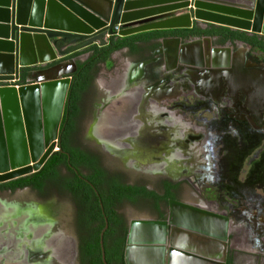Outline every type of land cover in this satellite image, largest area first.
Segmentation results:
<instances>
[{
	"label": "flooded vegetation",
	"instance_id": "obj_1",
	"mask_svg": "<svg viewBox=\"0 0 264 264\" xmlns=\"http://www.w3.org/2000/svg\"><path fill=\"white\" fill-rule=\"evenodd\" d=\"M112 38L117 41L126 37H109L105 45L95 44L98 50H87L88 47L65 59L73 61L75 68L69 75L71 84L59 128L57 146L60 149L52 155L61 153L62 161L55 168L60 176L59 184L46 178L43 192H39L34 186L14 188L8 184L14 180L0 183V198L32 190L42 198L51 199L22 212L20 222L21 213L3 207L10 212L7 217L13 225L7 226L0 220V264L15 262L16 259L23 264H85L83 242H90L92 230L101 229L102 224L101 233L108 224L103 238L106 263L120 264L116 251L124 242L126 264L131 229L139 223L149 222L160 224L156 231L164 241L167 264H171L173 251L212 264H264V253L244 251L245 244L247 247L255 244L253 241L247 243L241 237L243 227L234 228L239 225L232 218L228 219L229 213L221 210V206L206 195H211L209 192L213 187L210 185L203 192L198 185V180L203 181L200 183L226 182L233 185L232 192L237 196L247 199L264 197V192H258L260 188L264 189V148H260V137L264 134L259 132H264V100L255 94V83L242 88L221 76L217 77L221 75V69L208 72L202 68L175 65L169 55L167 61L165 39L181 38L186 43L204 37L138 38L114 51L104 62H99L102 55L98 51L109 45ZM210 38L213 47H237L236 50L231 49L236 57L244 49L246 69L264 71V51L241 40L222 43L221 37ZM116 53L123 56L126 64L122 72H115L105 82L100 79L101 67ZM145 62L149 63L142 68ZM50 67L43 68L42 76L58 73V67L49 71ZM129 67L131 80L115 91L111 78L120 77L122 80ZM233 69L229 73L235 78L241 69ZM179 73L183 74L182 79ZM244 78L240 82L248 83ZM77 83L79 87L75 89ZM141 90L155 91L162 100L154 102L147 98L137 104ZM182 99L187 102L193 100V108L197 104L209 105L208 110L205 108L207 114L215 105L216 119L207 118L205 121L210 124L209 130L194 126L180 115ZM149 103L158 105L162 111L150 114ZM121 104L125 107L122 112L118 109ZM122 123L129 128L124 129ZM83 127L84 140L78 142L76 137ZM66 136L69 140L66 146L76 152L77 162L72 160V153L63 149ZM199 146L200 157L197 154ZM208 146L212 159L205 160L203 155ZM215 152L216 156L213 155ZM82 156L91 158L92 164L82 161ZM45 165L32 174L43 171ZM203 165L209 168L210 175H195L204 172L201 170ZM245 168L247 170L244 171ZM71 184L79 189L78 196L70 191ZM181 206L198 210L204 214V219H214V228L210 229L202 222L191 223L192 228L171 224V221H185V218L174 217ZM193 219V215L189 217V221ZM223 219H227L228 232L226 237H219L224 231ZM41 225L50 226L55 232L60 226L59 233L66 241L65 251L60 257H43L42 248L36 245L30 231L31 227ZM194 227L204 232H198ZM251 229L255 242L261 235L258 222L256 228L252 224ZM237 234L239 237L235 238ZM11 235L16 239V246L24 248L15 251L18 257L12 255V248H3L15 246L12 240H7ZM107 255L111 263L107 261Z\"/></svg>",
	"mask_w": 264,
	"mask_h": 264
},
{
	"label": "water",
	"instance_id": "obj_2",
	"mask_svg": "<svg viewBox=\"0 0 264 264\" xmlns=\"http://www.w3.org/2000/svg\"><path fill=\"white\" fill-rule=\"evenodd\" d=\"M190 1L0 0V82L20 83L0 86V183L39 172L60 149L57 146L59 128L71 84L69 75L75 64L70 65L72 70L59 73L57 77L42 76L43 70L38 68L50 67L92 45H105L106 37L192 28L194 22L195 25L198 22L215 23L250 36L264 37V0H225L226 7L207 5V0H194V9L179 15L188 9ZM169 2L179 4L146 9ZM164 48L167 61L169 55L175 65L202 68L208 72L221 69L219 72L226 74L232 67L231 48L213 47L210 37L186 43L181 38L165 39ZM221 56L225 57L223 63L218 60ZM148 63L142 64V68ZM27 80L30 82L25 83ZM181 207L203 219L204 214L198 210ZM197 220L196 217L191 222L197 224ZM223 222L227 225V219ZM149 224L155 225L156 230L160 225L144 223L141 231L150 230ZM171 224L192 228L188 222L171 221ZM107 227L108 224L105 230ZM105 230L101 233L100 244L103 261L107 264ZM132 234L133 228L128 244ZM128 249L129 245L126 264H131ZM143 249L149 250L151 246ZM160 254V264H167L164 246Z\"/></svg>",
	"mask_w": 264,
	"mask_h": 264
},
{
	"label": "rangeland",
	"instance_id": "obj_3",
	"mask_svg": "<svg viewBox=\"0 0 264 264\" xmlns=\"http://www.w3.org/2000/svg\"><path fill=\"white\" fill-rule=\"evenodd\" d=\"M240 47L243 48L241 45H240ZM230 48L232 50L237 49V47H235V46H234V48L233 47H230ZM243 51H245V50L243 49ZM69 56L71 57V55H69ZM69 56H67V57L69 58ZM67 57L62 58V59L56 61L54 64H52L51 67L49 68V71H52L51 69L55 68L57 65H72L73 61L65 60V59H67ZM125 64H126V61L120 53L114 54L113 57L104 65V67L103 66L101 67L102 72L100 75V79L107 82L108 79L115 74V72H116V74L122 72L121 70L125 66ZM38 69L39 70H45V69H41V68H38ZM210 70L213 71V69H210ZM229 71H231V70H229ZM57 74L58 73L52 74L51 77H57L58 76ZM179 74H181V73H179ZM182 75L183 74L180 75V79L183 78ZM43 76H50V75L48 74V75H43ZM65 76H66V74L64 73L63 77H65ZM229 76H232V75L230 73L226 74V72H225L223 74V76H221V77L225 78L228 82H231L234 79V77L232 76V78H230ZM217 77H220V76L218 75ZM119 78L120 77L111 78L113 81L112 86H114L113 83H117L116 80H118ZM238 85H240V84H238ZM192 103H193V100H191V99L189 100V102L182 99L180 101V104H182V107L179 108L180 109V111H179L180 115L181 116L184 115L187 122L193 123L194 126L200 127L202 129H206V128L208 129L210 127V124L209 123L206 124L205 121L207 118H211L214 121V118L216 117L215 105L211 106V112H208V114H207V113H205L206 112L205 110L207 108H209V105L204 106L205 104H201V105L197 104L196 107L193 108ZM123 108H125V107L121 104L118 109H120V111L122 112ZM206 114L208 117L206 116ZM221 128H222V126H221ZM83 129H84V127L82 128L81 132L76 137L78 142H81L82 140H84L85 131ZM259 132L261 134H264L263 130H261ZM260 141H261L260 148H264V136L263 135L260 137ZM209 146L205 150V153L203 155V159H205V160L207 158L212 159V155H211ZM200 152H201V150H200V146H199V149L197 151L198 157H200ZM215 154H216V152L213 153L214 156H216ZM198 164H197V166H198ZM210 168L212 169V167H210ZM208 169H206V165L205 166L203 165L201 170L202 171L204 170V172L203 173L197 172L195 175H197V176L198 175L208 176V175H210V172ZM245 170H247V168H245L244 171ZM191 176H192V174H191ZM199 181H202V180H198L199 184L197 182L196 183L199 185L200 190L203 192H205L206 188H208L210 185H211V187H213V188H211L212 190H210L211 192H209L211 195H208V194H206V195L211 199V201L216 202L219 206H221V208H220L221 210H224V211L229 213L228 219L232 218L234 220V222L237 223L236 225H239V226H234V228H238L241 226L243 227V235L241 237L244 240H247V243H249L250 241H253V243L255 244V245L252 244L253 247L252 246L247 247L246 246L247 244H245L244 245V251L249 250L251 253H252V251L264 253V234H263L264 233V197L262 199H260V198H257V199L256 198H253V199L249 198V199H247V198H243L241 195L237 196L236 193H233L232 192L233 191V189H232L233 185H231L229 183L228 184L226 182L214 183V182H210V181H208L207 183H200ZM258 192L259 193L264 192V189L260 188L258 190ZM45 196H47V195H45ZM49 200H51V199H49L48 197L42 198L39 196V194L37 192L32 191V190L21 191L20 193H14L12 195H4L2 198H0V214H1L0 220L3 221L2 223L6 224L7 226L13 225V222L10 221V218L7 217L8 215H10V212L4 208H11L13 210V212L21 213L20 214L21 217L20 218L18 217L19 222H20V221H22V212H24L26 210H31L33 207H37L36 204H39V205L45 204V202H47ZM34 203L36 206H34ZM257 214H258V216H257ZM37 216L40 217L39 215H36V217ZM37 220H38V218H37ZM257 222H258V227H259L258 231L261 233V235L254 242L255 239L252 238L250 231L252 230L251 229L252 224L256 228ZM45 223H47V222H45ZM59 229H61L60 226H57V229L55 232L54 230L51 229L50 226H47V225L35 226V227L30 228L31 234L33 235L32 236L33 240L36 242L37 246H41V248H42L43 257L44 256H48V257L52 256V257L58 258V257H60V254L63 255L62 253L65 251L64 247L66 246V241H65V237L61 233H59ZM49 233H51V234H49ZM238 235L239 234H237V236H235V238L236 237L238 238L239 237ZM20 239H22V238H20ZM7 240H12L14 242L16 239L14 237H12V235H11V237L7 238ZM256 243H257V245H256ZM14 244H15V246H13L14 248L11 247L10 245L5 246L3 248L4 249L7 248V250H11V248H12L13 249L12 255L15 257L16 256L15 251L23 250L24 248L22 249V247L16 246L15 242H14ZM9 256H11V253H9ZM16 257H18V256H16ZM52 259H54V258H52ZM12 261H6L5 264H23V263H20V261L17 262V259L15 260V262L14 261L12 262ZM32 264H42V263L38 262V263H32ZM54 264H56V263H54Z\"/></svg>",
	"mask_w": 264,
	"mask_h": 264
},
{
	"label": "trees",
	"instance_id": "obj_4",
	"mask_svg": "<svg viewBox=\"0 0 264 264\" xmlns=\"http://www.w3.org/2000/svg\"><path fill=\"white\" fill-rule=\"evenodd\" d=\"M160 36H179V37H221L222 43H225L227 41H236V40H241L249 45L252 46V48H258L259 50L264 51V42L259 39L257 35H252L249 36L245 32L241 31H232L229 28L226 27H211V28H206L202 29L198 25H195L191 29H174V30H154V31H148V32H143L140 34H135L132 36H128L123 39L115 40L112 38L111 43L105 47H102V51H98L102 55V59L99 60V62H104L108 58H110L111 54L116 51L120 50L121 48L127 46L129 44V41L131 40H138V38H150V37H160ZM89 49H95L98 50V46L94 45L89 47ZM78 53V52H77ZM77 53H74L73 55H76ZM71 55V56H73ZM93 60V59H92ZM93 62V61H90ZM86 65V64H85ZM80 79V78H79ZM79 79H76L77 81ZM79 87V83L75 86V89ZM68 136L65 138V142L63 143V149L69 151L70 153L73 154L72 160L74 162H77L75 160L74 152L70 151L71 148L66 146V143L68 142ZM81 155V154H79ZM65 157L63 158V160ZM62 161L61 158V153H57V155L52 156L49 159V163L45 165V168L43 171L37 174H32L28 175L26 177L19 178L17 180L11 181L8 184L11 185L12 187L16 188H22L25 186H34L35 189L39 192H43V186H44V179L50 178L52 181L57 182L59 184L60 176L56 171V166L58 163ZM82 161H85V163H90L92 164L91 158L87 156H82ZM2 186V184H0ZM71 192L75 195L78 196L80 194L79 189L77 186L74 184H71L70 186ZM107 205V204H106ZM107 207V206H106ZM92 220L94 219L91 216ZM92 220H89L92 222ZM103 227V224L101 226V229ZM101 229H93L91 232V240L90 242H83V247H82V252H83V257H84V262L85 264H104L102 260V249L100 245V233ZM116 259L120 264H125L124 262V242L117 248L116 251ZM107 261L111 263V260L109 258V255H107Z\"/></svg>",
	"mask_w": 264,
	"mask_h": 264
},
{
	"label": "bare ground",
	"instance_id": "obj_5",
	"mask_svg": "<svg viewBox=\"0 0 264 264\" xmlns=\"http://www.w3.org/2000/svg\"><path fill=\"white\" fill-rule=\"evenodd\" d=\"M243 53V52H242ZM234 57V56H233ZM236 57V55H235ZM219 60L221 62L224 61V59L222 57H219ZM58 70V74L62 73V72H66L69 70H72V66H61L56 68ZM131 68L129 67L126 70V73L124 74V76L122 77V80L119 78L118 80H116L117 83H113V89L116 91H118L119 89L123 88L128 81L131 80V76L130 73ZM113 82V81H112ZM147 98H149V101H154V102H158L162 100V96H157V92L155 93V91L152 92H148L147 90H141V93L139 94V98L137 99L136 103L137 104H141L142 100H146ZM148 101V102H149ZM149 108L151 109L150 114L156 115V113H158L159 111H162V109L159 108L158 105L149 103ZM141 110V109H140ZM133 113V111H132ZM128 114V113H126ZM152 116V115H151ZM154 117V116H153ZM136 120V119H135ZM153 121V120H152ZM139 123V122H138ZM123 124V123H122ZM144 124V123H143ZM124 127V129H128L129 126L126 125H122ZM127 137V136H126ZM178 209V208H177ZM178 214L176 212V214H174V217H177L178 219L181 218H185L184 222H189L192 223L191 221H189V217L192 216L193 214L190 213L189 211H187V209H183V208H179ZM196 216V215H195ZM193 215L194 218L197 217V222H202V224L207 225V227H210V229H213L215 224L212 222L213 220L211 219H200L199 215L195 217ZM206 220H208L206 222ZM176 223V222H175ZM142 224H137L134 228H133V234L131 236V240H130V244H129V261L131 264H160V259H161V248L164 246V241L162 240V238L158 237L159 233L158 231H156V227L153 224H149L148 227L150 228V230H145V231H141V229L143 228ZM209 229V231H210ZM152 231H154V234L152 233ZM227 232H228V226L226 225V223H224V231L223 234L219 237H226L227 236ZM211 234H213L210 231ZM214 235V234H213ZM155 240L156 242H152L151 241ZM150 245H148V243ZM151 246V249L149 250H145L143 248ZM155 247V248H153ZM171 264H212L206 261H202L199 259H196L195 257L186 255V254H182V253H177V252H172V259H171Z\"/></svg>",
	"mask_w": 264,
	"mask_h": 264
},
{
	"label": "crops",
	"instance_id": "obj_6",
	"mask_svg": "<svg viewBox=\"0 0 264 264\" xmlns=\"http://www.w3.org/2000/svg\"><path fill=\"white\" fill-rule=\"evenodd\" d=\"M190 6L188 7L187 10L185 11H182L179 13V15H183V14H186V13H189L191 10L194 9V0H191L190 1ZM179 3L178 2H169V4H164V5H161L159 4V6H155V7H152V8H146L147 10L148 9H158V8H162L164 6H172V5H178ZM205 4L207 5H213V6H218V7H226L225 6V0H207L205 2ZM200 28L202 29H206V28H211V27H217V28H220V27H226V28H229L227 26H224V25H219V24H215V23H209V22H198L197 24ZM195 26V22L193 24V27ZM192 27V28H193ZM186 29H191V28H186ZM230 30L232 31H237V30H233L231 28H229ZM248 35V34H247ZM250 36V35H249ZM259 38H261L262 36L260 35H257ZM109 37H106V40L108 39ZM217 47H221V46H217ZM226 48V46H224ZM256 49V48H255ZM258 49V48H257ZM243 49H241V51H239L238 53V57H235V52H233L231 50V55L232 56V67L230 70H234L233 68L236 67L238 69H241L240 71V74H236L237 77H235L231 82L235 83V84H240L239 87H242V88H245V87H250L249 85L255 83L256 85V91H255V94L259 97L260 100H264V71H260V70H254V71H248L245 67V53L243 54L242 53ZM260 51V50H259ZM263 52V51H261ZM234 56V57H233ZM224 72L222 73L221 72V75L219 76H223ZM232 75V74H231ZM234 77V75H232ZM245 77V82H248V83H242L240 82L242 79V77ZM30 81H25V83H29ZM20 83H9V84H6L4 82H0V86L2 85H19Z\"/></svg>",
	"mask_w": 264,
	"mask_h": 264
},
{
	"label": "built area",
	"instance_id": "obj_7",
	"mask_svg": "<svg viewBox=\"0 0 264 264\" xmlns=\"http://www.w3.org/2000/svg\"><path fill=\"white\" fill-rule=\"evenodd\" d=\"M259 39L264 42V37H261ZM4 83L9 84L10 82H4Z\"/></svg>",
	"mask_w": 264,
	"mask_h": 264
}]
</instances>
